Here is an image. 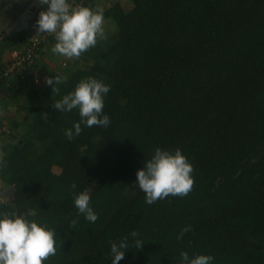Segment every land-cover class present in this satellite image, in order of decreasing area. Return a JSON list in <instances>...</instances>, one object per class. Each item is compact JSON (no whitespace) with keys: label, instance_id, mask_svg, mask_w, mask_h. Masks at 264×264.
<instances>
[{"label":"trees","instance_id":"16d2710c","mask_svg":"<svg viewBox=\"0 0 264 264\" xmlns=\"http://www.w3.org/2000/svg\"><path fill=\"white\" fill-rule=\"evenodd\" d=\"M129 2L104 9L113 29L79 59L40 70L36 82L52 36L23 65L26 79L0 81L3 101L23 112L8 130L0 123V182L14 187L0 214L54 230L57 252L43 264H113L111 243L134 244L132 231L143 246L126 249L118 264H180L182 251L211 255V264H264V0ZM31 29L0 39V57L29 48ZM56 75L58 92L45 83ZM89 77L110 87L103 109L110 124H81L69 140L79 110L52 104ZM157 148L181 150L194 186L149 205L136 173ZM84 191L95 223L75 207L73 195Z\"/></svg>","mask_w":264,"mask_h":264},{"label":"clouds","instance_id":"9594fccd","mask_svg":"<svg viewBox=\"0 0 264 264\" xmlns=\"http://www.w3.org/2000/svg\"><path fill=\"white\" fill-rule=\"evenodd\" d=\"M47 4L46 11H40L36 21L37 34L54 35L56 43L52 52L69 60L79 59L90 48L95 47L98 40L107 39L104 31V15L102 9L93 10L90 7L72 3L69 0H39ZM62 78L45 77V83L51 86L52 91H59L54 85L62 83ZM110 87L95 78L81 80L72 92L64 95L62 99L52 104L53 109L61 112L79 110L80 122L68 129L65 135L69 140L79 136L82 128L93 126L106 128L110 118L103 113L104 96ZM2 159V154H0ZM194 169L180 149L174 153L157 148L150 159L136 173L137 185L145 193V203L153 204L168 196H186L194 186L192 176ZM72 189L77 186L71 185ZM75 207L84 218L95 223L98 215L90 207L91 196L88 192L73 195ZM5 198L0 197V204ZM78 223L72 220L69 228ZM190 227H185L179 238H182ZM134 244L125 237L119 243H111L110 256L113 264H118L124 258L125 250L141 248L143 241L138 239L136 231L131 232ZM57 252L55 232L23 215L3 213L0 214V264H43ZM180 264H211L214 257L211 255H196L190 259L187 252L180 253Z\"/></svg>","mask_w":264,"mask_h":264},{"label":"rangeland","instance_id":"374dc122","mask_svg":"<svg viewBox=\"0 0 264 264\" xmlns=\"http://www.w3.org/2000/svg\"><path fill=\"white\" fill-rule=\"evenodd\" d=\"M117 0H97V9H107L110 7L113 3H115ZM121 2L123 7L125 9H128L129 6L127 5H132L129 0H118ZM34 1L32 0H0V39L5 37L6 35L12 34L14 32L22 31V30H29L30 31V36L32 37L34 33H36V27L35 24L31 27V19L35 15L36 11L38 8L35 6L32 7ZM95 3V4H96ZM45 6V5H44ZM41 6V7H44ZM90 7V6H88ZM40 8V7H39ZM45 8V7H44ZM92 8V7H91ZM95 7L92 8L94 11L97 10ZM47 9V8H45ZM29 12L26 14L25 19L23 20L24 22H20L21 16L27 11ZM104 30L106 28H111L113 29V23L109 20H104ZM21 29V30H20ZM49 54H46L45 57L42 58L39 63L38 69L33 72V77L34 79L38 78V83L41 81V77H39V71L41 70L42 72L44 70H47L48 68H57L58 65L64 63L68 59L55 54L52 52V49L49 50ZM10 51L7 52L4 56L0 57V64L3 65L4 61H8L10 58ZM11 60V59H10ZM37 75V77H36ZM26 79V78H25ZM7 89L3 90L0 92V123L3 125V130H8L10 128L11 122L15 119L20 120L23 118V112L19 108V106H14L11 104H8L7 102L9 101H3L7 97ZM1 143V140H0ZM0 154L3 153L0 151ZM1 161V159H0ZM59 168H55L56 172H60ZM8 187H4L3 184L0 182V197L5 198L4 201H9L12 198V193L13 189L6 191Z\"/></svg>","mask_w":264,"mask_h":264},{"label":"built area","instance_id":"2783aa9c","mask_svg":"<svg viewBox=\"0 0 264 264\" xmlns=\"http://www.w3.org/2000/svg\"><path fill=\"white\" fill-rule=\"evenodd\" d=\"M86 0H80L77 2L75 0V4L83 5ZM73 0H70V3H72ZM54 35L50 34H37L32 39V44L29 48H27L24 52L23 51H13L11 54V62L7 65L5 70L0 73V81L5 76H11L15 73L21 74V78H25L26 71L24 69V64L29 63L33 64L34 61L39 57V51L42 48V45L47 42V40ZM31 73V72H30ZM36 82H38V78L35 79Z\"/></svg>","mask_w":264,"mask_h":264},{"label":"water","instance_id":"95a60500","mask_svg":"<svg viewBox=\"0 0 264 264\" xmlns=\"http://www.w3.org/2000/svg\"><path fill=\"white\" fill-rule=\"evenodd\" d=\"M45 5V6H44ZM44 5H42V4H40L39 3V0H34V2H33V4H32V7H36V8H38L39 9V7H41V6H44L45 8H48V5L47 4H44ZM37 9V10H38ZM29 12V10H27L22 16H21V18H20V22L22 23V22H24L23 20L25 19V17H26V14ZM21 30V29H20ZM11 189H13V191H14V187H12V186H10V187H8V189L6 190V191H9V190H11ZM13 194V193H12ZM11 200V199H10Z\"/></svg>","mask_w":264,"mask_h":264},{"label":"crops","instance_id":"0c3cea01","mask_svg":"<svg viewBox=\"0 0 264 264\" xmlns=\"http://www.w3.org/2000/svg\"><path fill=\"white\" fill-rule=\"evenodd\" d=\"M32 1H34V0H32ZM96 2H97V0H94L93 3L91 4V5H92L93 7H95V8L98 7V5H97ZM95 3H96V4H95ZM96 9H97V8H96Z\"/></svg>","mask_w":264,"mask_h":264}]
</instances>
